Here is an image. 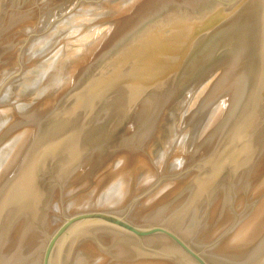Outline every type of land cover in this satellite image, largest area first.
I'll return each instance as SVG.
<instances>
[{
  "label": "water",
  "instance_id": "obj_1",
  "mask_svg": "<svg viewBox=\"0 0 264 264\" xmlns=\"http://www.w3.org/2000/svg\"><path fill=\"white\" fill-rule=\"evenodd\" d=\"M0 264H264V0H0Z\"/></svg>",
  "mask_w": 264,
  "mask_h": 264
}]
</instances>
